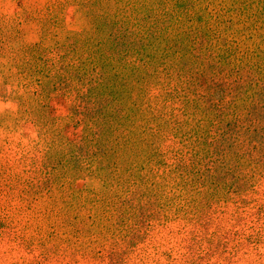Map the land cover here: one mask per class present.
I'll return each mask as SVG.
<instances>
[{
    "label": "rangeland",
    "instance_id": "rangeland-1",
    "mask_svg": "<svg viewBox=\"0 0 264 264\" xmlns=\"http://www.w3.org/2000/svg\"><path fill=\"white\" fill-rule=\"evenodd\" d=\"M0 264H264V0H0Z\"/></svg>",
    "mask_w": 264,
    "mask_h": 264
},
{
    "label": "trees",
    "instance_id": "trees-1",
    "mask_svg": "<svg viewBox=\"0 0 264 264\" xmlns=\"http://www.w3.org/2000/svg\"><path fill=\"white\" fill-rule=\"evenodd\" d=\"M225 181H228V180L226 179ZM222 245H223V243L221 242V243H219L218 247H219V246L222 247ZM225 247L227 248V246H225ZM223 249H225V248H223Z\"/></svg>",
    "mask_w": 264,
    "mask_h": 264
}]
</instances>
